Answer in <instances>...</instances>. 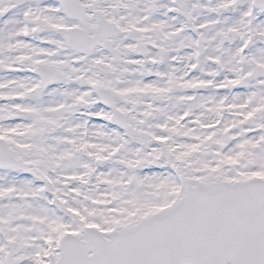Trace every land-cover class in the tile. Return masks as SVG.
<instances>
[{"label":"snow or ice","instance_id":"snow-or-ice-1","mask_svg":"<svg viewBox=\"0 0 264 264\" xmlns=\"http://www.w3.org/2000/svg\"><path fill=\"white\" fill-rule=\"evenodd\" d=\"M0 264H264V0H0Z\"/></svg>","mask_w":264,"mask_h":264}]
</instances>
